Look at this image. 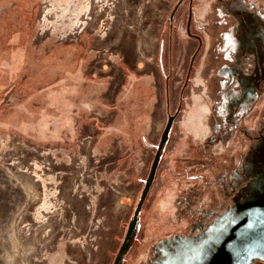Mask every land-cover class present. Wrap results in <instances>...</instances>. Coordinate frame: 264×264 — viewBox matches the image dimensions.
<instances>
[{"label": "rangeland", "instance_id": "obj_1", "mask_svg": "<svg viewBox=\"0 0 264 264\" xmlns=\"http://www.w3.org/2000/svg\"><path fill=\"white\" fill-rule=\"evenodd\" d=\"M0 264H264V0H0Z\"/></svg>", "mask_w": 264, "mask_h": 264}]
</instances>
